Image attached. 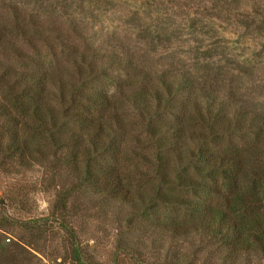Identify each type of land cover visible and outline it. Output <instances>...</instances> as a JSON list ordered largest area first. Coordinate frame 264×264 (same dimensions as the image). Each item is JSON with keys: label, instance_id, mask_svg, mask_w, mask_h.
Returning a JSON list of instances; mask_svg holds the SVG:
<instances>
[{"label": "rangeland", "instance_id": "rangeland-1", "mask_svg": "<svg viewBox=\"0 0 264 264\" xmlns=\"http://www.w3.org/2000/svg\"><path fill=\"white\" fill-rule=\"evenodd\" d=\"M208 1L102 0L78 7V0H0V73L7 71L13 78L38 71L33 61L38 54L51 70L66 75L69 70L59 43L43 37L56 30L81 49L88 42L90 48L107 54L133 55L146 72L180 73L190 68L202 77L201 82H218L215 87L222 92L238 84L233 74L236 63L248 60L254 70L244 75L235 100L249 110L264 112V33L258 35L253 24L244 28L251 21L247 15L264 24V0H229L228 6L218 0L220 7ZM191 19L196 23L193 30L188 28ZM161 27L169 32L161 33L157 41L155 32ZM79 31L87 40L81 39ZM46 41L54 44L53 53ZM214 43L225 47L226 56L214 57L208 69H199L202 62L192 65L196 52ZM5 119L0 116L2 146L11 141L6 130L12 125ZM19 120L15 125L30 143L31 163L20 166L11 160L0 165V264H264V253H242L229 262L222 248L192 231L174 240L157 219L165 225L170 219L186 223V231L194 219L179 208L150 207L156 183L138 174H151L150 166L134 163L121 153L117 156L121 172L129 178L130 194L139 191L143 195L141 199L136 195L132 205L123 204L96 194L83 183L80 145L77 161L73 158L75 172L71 149L59 150L44 136L24 128L26 117L19 116ZM125 126L131 136L142 127L133 113L127 115ZM74 132L76 127L70 124L62 135L67 148L74 149ZM133 150L141 153L139 148Z\"/></svg>", "mask_w": 264, "mask_h": 264}, {"label": "trees", "instance_id": "trees-1", "mask_svg": "<svg viewBox=\"0 0 264 264\" xmlns=\"http://www.w3.org/2000/svg\"><path fill=\"white\" fill-rule=\"evenodd\" d=\"M78 1V7H84L102 0ZM212 1L220 7L218 0L208 2ZM229 4L224 1V6ZM247 17L251 21L244 28L253 24L254 31L262 35L264 24ZM188 28H196L194 20ZM51 31L52 35L43 37L59 43L69 70L66 75L51 70L38 54L33 60L38 71L13 78L7 71L0 73V116L12 125L6 130L11 141L0 145V165L11 160L20 166L31 163L30 143L16 127L23 116L27 120L22 125L35 136H44L59 150L71 149L75 172L80 145L82 181L96 194L132 205L136 195L140 199L143 195L139 191L130 194L129 178L121 172L117 156L121 153L134 163L150 166L151 174L138 173L156 183L150 207L179 208L194 219L188 231L184 230L186 223L170 219L165 225L157 219L158 226L174 240L186 238L191 231L199 233L207 243L222 248L229 262L242 253H264V112L249 110L235 100L244 75L254 70L252 64L248 60L236 63L233 74L238 84L222 92L215 87L218 82H201L202 77L190 68L180 73L146 72L133 55L107 54L90 48L88 42L81 49ZM168 32L169 28L161 27L154 39L161 41L160 34ZM78 35L87 40L80 31ZM46 45L53 53L54 44L46 41ZM217 56H226L225 47L214 43L196 52L192 65L202 62L199 69H208ZM129 113L142 126L138 135L131 136L126 130ZM70 124L77 130L72 134L74 149L67 148L69 143L62 139ZM128 145L141 153L133 148L122 150Z\"/></svg>", "mask_w": 264, "mask_h": 264}]
</instances>
